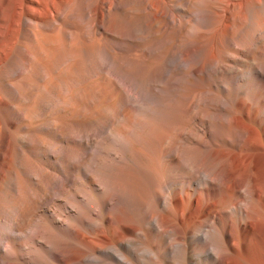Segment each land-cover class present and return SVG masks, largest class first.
Here are the masks:
<instances>
[{
    "label": "bare ground",
    "instance_id": "6f19581e",
    "mask_svg": "<svg viewBox=\"0 0 264 264\" xmlns=\"http://www.w3.org/2000/svg\"><path fill=\"white\" fill-rule=\"evenodd\" d=\"M0 264H264V0H0Z\"/></svg>",
    "mask_w": 264,
    "mask_h": 264
}]
</instances>
